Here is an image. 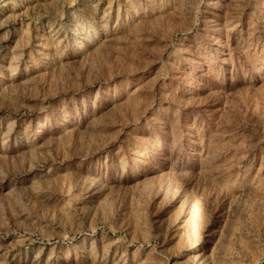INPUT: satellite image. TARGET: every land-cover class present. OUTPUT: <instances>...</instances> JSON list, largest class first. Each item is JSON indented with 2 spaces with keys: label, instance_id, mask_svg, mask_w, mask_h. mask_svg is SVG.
I'll use <instances>...</instances> for the list:
<instances>
[{
  "label": "rangeland",
  "instance_id": "rangeland-1",
  "mask_svg": "<svg viewBox=\"0 0 264 264\" xmlns=\"http://www.w3.org/2000/svg\"><path fill=\"white\" fill-rule=\"evenodd\" d=\"M0 264H264V0H0Z\"/></svg>",
  "mask_w": 264,
  "mask_h": 264
}]
</instances>
